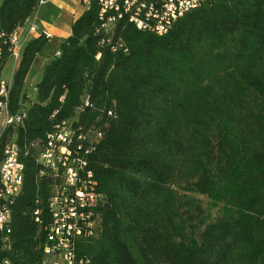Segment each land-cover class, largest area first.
Returning <instances> with one entry per match:
<instances>
[{
  "label": "trees",
  "instance_id": "1",
  "mask_svg": "<svg viewBox=\"0 0 264 264\" xmlns=\"http://www.w3.org/2000/svg\"><path fill=\"white\" fill-rule=\"evenodd\" d=\"M37 1L1 0L0 29L22 27ZM100 9L99 0H89L45 60L34 93L26 95L25 79L45 35L24 45L13 72L10 109L24 108L25 117L0 136V161L3 146L14 141L24 169L19 193L7 202L0 264L46 258L43 227L55 181L40 174L24 147L68 118L101 133L87 159L102 195L95 208L100 227L78 241L77 258L264 264V192L237 193L213 217L187 196H211L239 163L247 164L252 181L264 183V0L207 1L163 35L138 30L126 18L104 33Z\"/></svg>",
  "mask_w": 264,
  "mask_h": 264
},
{
  "label": "built area",
  "instance_id": "2",
  "mask_svg": "<svg viewBox=\"0 0 264 264\" xmlns=\"http://www.w3.org/2000/svg\"><path fill=\"white\" fill-rule=\"evenodd\" d=\"M88 5V0H81ZM150 6V33L165 34L172 24L184 14L199 8L211 0H148ZM47 0H39V8ZM141 0H104L101 3L99 18L100 28L109 33L115 22L126 18L138 30L142 31ZM37 13V12H36ZM36 13L27 20L29 32H36L37 26L33 20ZM19 34H10L0 29V50L5 49L6 38H13L14 48L8 59L0 63V127L18 126L25 117L21 108L11 112L9 92L12 78H3L2 71L5 63L12 60L18 64L24 43ZM41 34V33H40ZM46 38L50 34L43 32ZM35 91V86L32 87ZM76 118H68L56 123L43 139L32 141L24 154L33 151L35 161L41 166L40 174L49 173L54 179L51 199L53 208H47L49 222L43 227L45 242L43 264H87L88 260L77 258L76 247L79 240L93 238L99 231V217L95 210L101 202L102 195L96 191V180L92 170L88 168V155L94 150L101 138L96 129L84 130L76 126ZM15 142L10 141L3 146V159L0 161V232L7 225H2V208L11 200L12 192L17 187L16 167L20 158L14 156ZM35 210V221L41 223ZM7 264V260L3 261Z\"/></svg>",
  "mask_w": 264,
  "mask_h": 264
},
{
  "label": "crops",
  "instance_id": "3",
  "mask_svg": "<svg viewBox=\"0 0 264 264\" xmlns=\"http://www.w3.org/2000/svg\"><path fill=\"white\" fill-rule=\"evenodd\" d=\"M38 8H36L34 12H37L36 19L33 20L37 26L36 32H29L27 23L19 28V33L20 30H22L21 40L24 45L30 39L37 37L40 33L46 32L50 34L47 43L34 58L26 76L25 86L30 87V90L39 81L41 68L45 60L51 54L56 52L61 39H64L71 34V27L74 20L81 15L85 10L86 5H84L81 0H47L40 9ZM33 16L34 14L30 16L28 20Z\"/></svg>",
  "mask_w": 264,
  "mask_h": 264
},
{
  "label": "rangeland",
  "instance_id": "4",
  "mask_svg": "<svg viewBox=\"0 0 264 264\" xmlns=\"http://www.w3.org/2000/svg\"><path fill=\"white\" fill-rule=\"evenodd\" d=\"M15 67V62L12 60L7 61L2 71L3 78L11 80ZM25 91L26 95H30V87H25ZM242 187H244L243 190ZM242 191H244L246 197L256 192H264V183L258 184L251 180L246 163H239L228 174L222 175L215 184L211 196L199 193H187V196L196 199L205 213L213 217L219 211L227 208V206L229 207L234 201V196Z\"/></svg>",
  "mask_w": 264,
  "mask_h": 264
},
{
  "label": "bare ground",
  "instance_id": "5",
  "mask_svg": "<svg viewBox=\"0 0 264 264\" xmlns=\"http://www.w3.org/2000/svg\"><path fill=\"white\" fill-rule=\"evenodd\" d=\"M103 2H104V0H99L100 8H101V3H103ZM88 3H89V0H88ZM38 7H39V0L37 1L36 8H38ZM141 9H142L141 10L142 30H149L150 31V28H149L150 27V6H149L148 0H141ZM10 34H19V28L14 30ZM13 48H14L13 38H6L5 49L0 50V63H3V59L5 56H8V54H12ZM9 126H11V125H3L2 127H0V136L5 131V129ZM14 156L16 158H19V150H18L16 143H15V147H14ZM23 169H24L23 163L19 160V164L16 167L17 187H15V191L12 192V197L17 195L21 189L22 182H23ZM8 201L9 200H7V202ZM49 208H53V201H50ZM9 219H10V214H9V210L7 209V205H6L5 208H2V225H6L9 221ZM7 264H9L8 261H7Z\"/></svg>",
  "mask_w": 264,
  "mask_h": 264
}]
</instances>
